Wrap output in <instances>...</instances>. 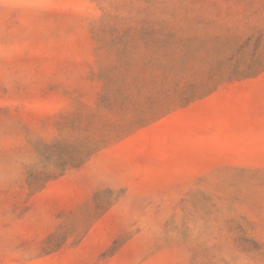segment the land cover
<instances>
[{
	"label": "rangeland",
	"instance_id": "1",
	"mask_svg": "<svg viewBox=\"0 0 264 264\" xmlns=\"http://www.w3.org/2000/svg\"><path fill=\"white\" fill-rule=\"evenodd\" d=\"M0 264H264V0H0Z\"/></svg>",
	"mask_w": 264,
	"mask_h": 264
}]
</instances>
